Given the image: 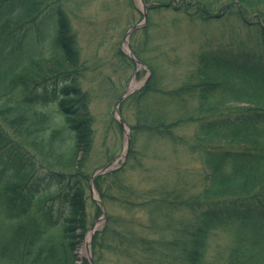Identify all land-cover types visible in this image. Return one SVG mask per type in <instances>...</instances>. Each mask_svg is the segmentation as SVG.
<instances>
[{"label": "trees", "instance_id": "16d2710c", "mask_svg": "<svg viewBox=\"0 0 264 264\" xmlns=\"http://www.w3.org/2000/svg\"><path fill=\"white\" fill-rule=\"evenodd\" d=\"M64 1L0 0V264H88L79 251L94 222L87 197L97 169L86 164L95 120ZM216 1L204 0L198 18L212 19ZM225 8L217 15L234 13L244 24L236 40L204 48L197 72L177 90L152 68L144 88L122 104L134 106L128 159L138 167L140 138L187 147L175 130L195 126L190 150L203 159L204 190L188 199L136 189L127 168L94 178L102 202L121 212L108 210L95 233V264L107 253L131 264H264V0H228ZM33 29H54L50 56L29 54ZM46 96L58 114L38 107ZM186 96L195 106L184 104ZM176 97L180 103L171 104ZM232 228L226 255L209 261L212 235Z\"/></svg>", "mask_w": 264, "mask_h": 264}, {"label": "rangeland", "instance_id": "374dc122", "mask_svg": "<svg viewBox=\"0 0 264 264\" xmlns=\"http://www.w3.org/2000/svg\"><path fill=\"white\" fill-rule=\"evenodd\" d=\"M227 1L218 0L211 6L215 15L208 21L197 16L204 0H144L147 18L145 4L141 0H65L62 3L84 69L80 77L81 87L84 92H89V109L95 120L94 141L86 164L89 168L97 169L93 179L127 168L125 180L136 189H154L156 192L159 189L170 190L188 199L204 190L208 177L203 159L198 152L190 150L195 147V126L184 124L175 130L176 135L188 142L187 147L174 146L159 138H140L137 150L142 167H138L137 161L128 159L131 127L135 124L134 106L122 107V104L144 88L152 76V68L159 71L166 86L177 90L197 72L204 48L216 50L217 45L226 40H236L238 33H235L240 25L244 26L239 16L234 13L225 17L217 15L229 11L224 9ZM254 20L251 17L247 23ZM133 28L135 30L128 35ZM53 30L46 35L31 30L29 35L35 43L28 48L30 55L35 58L50 56L54 49ZM243 31L247 33L244 27ZM39 34L43 36L39 37ZM145 40H149L147 45H143ZM136 50L140 51L141 56ZM46 97L49 101L38 107L58 114L53 97ZM173 100V105L180 103L177 97ZM195 101L186 96L184 104L187 103V107L195 106ZM93 179L87 197V214L90 222H94L79 251L80 259H85L88 264H95L92 241L95 233L104 229L107 211L121 213L115 204L106 206L102 202ZM183 212L185 210H179L177 216L182 217ZM143 219H147L146 214ZM234 232L232 228L219 230L212 235L208 245L209 261L226 255ZM102 262L131 264L124 255L114 253H107Z\"/></svg>", "mask_w": 264, "mask_h": 264}, {"label": "water", "instance_id": "95a60500", "mask_svg": "<svg viewBox=\"0 0 264 264\" xmlns=\"http://www.w3.org/2000/svg\"><path fill=\"white\" fill-rule=\"evenodd\" d=\"M142 1V3L143 4H145V2H144V0H141ZM146 6V4L144 5V7ZM147 9H146V7H145V17L147 18ZM135 30V28H133L132 30H130L129 31V33H128V35H130L131 33H132V31H134ZM138 62V61H137ZM119 122H120V124H121V126L122 127H124V122H123V120L121 119V117H119ZM112 164H110V165H108L107 167H105V168H103L102 169V171H101V173H104L105 172V170H107L110 166H111ZM91 188H92V183H91ZM101 208H103V205H101ZM93 237V236H92ZM91 259V258H90ZM91 262H92V260H91Z\"/></svg>", "mask_w": 264, "mask_h": 264}, {"label": "bare ground", "instance_id": "6f19581e", "mask_svg": "<svg viewBox=\"0 0 264 264\" xmlns=\"http://www.w3.org/2000/svg\"><path fill=\"white\" fill-rule=\"evenodd\" d=\"M131 89H133V87H131Z\"/></svg>", "mask_w": 264, "mask_h": 264}]
</instances>
